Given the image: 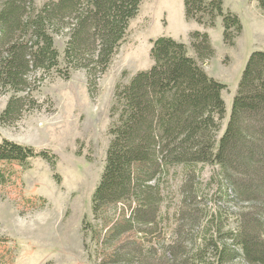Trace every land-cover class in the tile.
Masks as SVG:
<instances>
[{
  "label": "rangeland",
  "instance_id": "obj_1",
  "mask_svg": "<svg viewBox=\"0 0 264 264\" xmlns=\"http://www.w3.org/2000/svg\"><path fill=\"white\" fill-rule=\"evenodd\" d=\"M48 1L33 0V6L37 10ZM223 9L241 26L239 32L229 31L227 42L221 18L210 23L205 17L198 25L186 20L183 0H141L123 44L94 87L89 89L84 71L72 70L68 78L55 73L37 77L29 92L37 108L27 101L18 121L0 123V139L48 150L57 160L53 166L34 160L26 170L16 164L0 166V264H198L200 255L207 262L215 257L219 264H229L213 256L222 242L239 254L233 264H248L254 207L224 192L230 182L250 176L247 165L226 170L209 164L187 170L167 167L154 193L160 201L150 207L139 209L133 196L92 214L90 203L116 120L111 117L115 88L151 67L149 51L157 38L184 44L206 74L225 85V114L213 135L217 142L248 56L264 52V12L255 1L223 0ZM194 32L205 34L211 49L203 61L192 48ZM65 43V37L54 38L61 69ZM7 99L0 92V114ZM133 214L152 216L154 225H137L110 243L114 224ZM228 230L237 236L235 241L225 234Z\"/></svg>",
  "mask_w": 264,
  "mask_h": 264
},
{
  "label": "trees",
  "instance_id": "obj_2",
  "mask_svg": "<svg viewBox=\"0 0 264 264\" xmlns=\"http://www.w3.org/2000/svg\"><path fill=\"white\" fill-rule=\"evenodd\" d=\"M252 1L264 12V0ZM140 3L50 0L36 10L33 0H0V92L8 96L0 123L18 121L27 101L32 103L31 109L37 108L29 98L37 77L43 80L55 73L68 78L72 70L84 71L89 89L94 87L96 78L106 73L117 55ZM183 4L187 21L200 25L205 17L210 23L221 18L224 42L229 31L241 30L237 17L223 9V0H183ZM205 23L210 25L208 20ZM55 37L66 39L63 69ZM190 39L198 59L203 61L211 55L205 34L194 32ZM149 56L152 65L148 70L137 72L126 85L115 88L111 117L116 120L109 128L111 140L92 194L91 213L133 196L139 209L154 206L160 201L154 195L160 187L158 179L167 167L187 170L209 164L226 170L236 164L247 165L250 176L230 182L224 192L226 197L253 205L247 263L264 264V52L253 51L248 56L226 127L217 142L213 135L225 114L221 97L225 85L209 77L187 54L185 45L171 38L152 41ZM34 160L53 166L57 157L48 150L0 139V166L16 164L26 170ZM2 180L0 168V183ZM137 225H154L152 216L145 219L133 214L114 224L110 243ZM233 233L228 230L225 234L235 241ZM222 243L220 253L215 248L213 256L233 264L239 254ZM199 258L198 264L207 262L203 255ZM215 261L220 263L214 257L206 264Z\"/></svg>",
  "mask_w": 264,
  "mask_h": 264
}]
</instances>
